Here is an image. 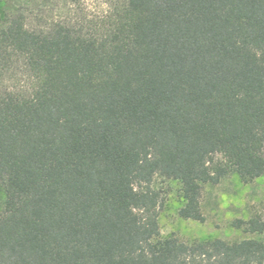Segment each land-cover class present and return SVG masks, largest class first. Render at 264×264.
<instances>
[{"label": "trees", "instance_id": "obj_1", "mask_svg": "<svg viewBox=\"0 0 264 264\" xmlns=\"http://www.w3.org/2000/svg\"><path fill=\"white\" fill-rule=\"evenodd\" d=\"M1 1L0 264H264L261 215L162 237L153 188L264 178V0Z\"/></svg>", "mask_w": 264, "mask_h": 264}, {"label": "rangeland", "instance_id": "obj_2", "mask_svg": "<svg viewBox=\"0 0 264 264\" xmlns=\"http://www.w3.org/2000/svg\"><path fill=\"white\" fill-rule=\"evenodd\" d=\"M92 12L99 11V0H83ZM2 1L0 0V17ZM153 188L160 194L158 224L162 237L175 235L182 241H211L222 239L235 241L246 237L233 228L236 219H247L252 213L264 218V178L244 184L238 176H230L215 186H206L202 191L201 211L203 222L185 220L178 216L181 206L178 185L156 177ZM3 195L0 191V208Z\"/></svg>", "mask_w": 264, "mask_h": 264}]
</instances>
